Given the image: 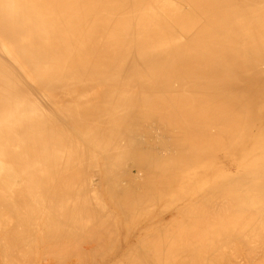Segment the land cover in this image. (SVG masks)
<instances>
[{
	"label": "bare ground",
	"instance_id": "1",
	"mask_svg": "<svg viewBox=\"0 0 264 264\" xmlns=\"http://www.w3.org/2000/svg\"><path fill=\"white\" fill-rule=\"evenodd\" d=\"M260 250L264 0H0V264Z\"/></svg>",
	"mask_w": 264,
	"mask_h": 264
},
{
	"label": "rangeland",
	"instance_id": "2",
	"mask_svg": "<svg viewBox=\"0 0 264 264\" xmlns=\"http://www.w3.org/2000/svg\"><path fill=\"white\" fill-rule=\"evenodd\" d=\"M106 130H107V129H106ZM109 131H110V130H109ZM109 131H107V133H108ZM110 132H111V131H110ZM110 132H109L108 134H106V138L110 136V135H109V134H111ZM108 135H109V136H108ZM115 140H117V139H115ZM113 141H114V140H113ZM113 141H111V143H113ZM120 141H121V140H120ZM120 141H118V142H120ZM114 142H117V141H114ZM118 142H117V143H118ZM123 142H124V141H123ZM121 143H122V141H121ZM122 144H123V143H122ZM124 144H125V142H124ZM126 162H128V161H126ZM130 162H131V161H130ZM129 166H130V164L128 163V164H127V168H129ZM82 167L84 168L85 166H82ZM90 167H91V166L89 165V169L87 168L89 171H91ZM80 168H81V167H80ZM91 168H92V167H91ZM87 169H86V167H85V170L88 172ZM92 169H93V168H92ZM101 169H102V168H100V166H99V170H100V171H99V172H100L99 174H103V170H101ZM80 170H81V169H80ZM121 170H122V171L125 170V172H123V174L125 173V175L128 173V172H127L128 169H122V168H121ZM121 170L119 169V171L117 170L116 172H115V171H114V172L117 174V173H119ZM122 171H121V172H122ZM84 173H85V174H88V173H91V174H92V172H88V173H86L85 171H84ZM99 174H97V176H96V180H97V181L100 180V179H101V176H102V175L99 176ZM123 174L121 173V175H120V173H119L120 176H125V175H123ZM88 175H89V174H88ZM103 175H104V174H103ZM117 175H118V174H117ZM115 176H116V175H113V177H115ZM116 177H117V176H116ZM116 177H115V178H116ZM119 178H120V177H119ZM124 178H125V177H121V179H122L123 181L125 180ZM116 179L118 180V178H116ZM121 179H119V180H120L121 185H122L125 181L123 182ZM119 180H118V181H119ZM120 182H119V183H120ZM98 183H99V182H98ZM101 184H102V186H105V188H106V186H107L106 184H104V183H101ZM123 185L126 186L127 183H126V184L124 183ZM104 190H105L104 188H102V189L99 190V191H100V192H99L100 196L102 197V199H104L103 202H101L102 200L100 199V196L98 197V195H97V196H96V199L92 198V200H93V201H97V200H98V201H97V202H93V201H92V202H93L92 204H94V205L98 204L99 207H100V206L103 207V204H104V205H105V210H106V207L108 206L107 209L110 208L109 211L112 210V211H110V214H111V212H112V215H110V214H109V215L112 216L113 221L115 222V219H116V216H117L116 213L119 214L120 212L117 211L118 208H116V206L114 207V204L112 205L114 208H111L110 203H108L109 201L106 199V198H109V200H110V197L106 196L107 194H106V192H105ZM104 192H105V195H104ZM104 196H106V198H105ZM98 198H99V199H98ZM99 200H100V201H99ZM107 201H108V202H107ZM149 201L152 202V200H149ZM100 202H101V204H102V203H103V204L100 205ZM104 202H105V203H104ZM149 204H150V203H149ZM149 204H148V205H149ZM94 205H93V206H94ZM96 206H97V205H96ZM96 206H95V207H96ZM98 206H97V208H98ZM149 207H150V205H149ZM149 207H147V205H146V209H147V210L149 209ZM115 208H116V209H115ZM113 209H115L116 212H115ZM150 209H152V205H151V208H150ZM150 209H149V210H150ZM149 210H148V211H149ZM107 211H108V210H107ZM113 211L115 212L114 214H115L116 216H115V215L113 216ZM119 215H120V214H119ZM119 217H120V216H119ZM114 218H115V219H114ZM138 218H140V217H137V223H139V221H140V220L138 221ZM12 219H13V218H12ZM12 219H9V220L13 221L12 223H15V222H14L15 220H12ZM117 219H119V220L121 219L122 222H123V219H124V218L121 216V218H117ZM117 219H116V220H117ZM119 220H118V222L116 221V222L114 223L115 225H113V226L116 227V223H119V222H120ZM125 220H126V219H125ZM133 220H134V219H133ZM5 221H6V223H8V222H7L8 219L5 220ZM130 221H131V222H130ZM130 221L128 222L127 226H131V224L133 223L132 220H130ZM122 222H120L121 224L119 223L120 226L117 224V226L119 227V228H118V227H117V228L121 230L120 227H122V228H123V229H122V232L124 233L125 228L123 227L124 224L122 225ZM9 223L11 224V222H9ZM126 223H127V221H126ZM134 223H135V225H134ZM134 223H133V226H135V227L133 228V226H131V227H132V231H133V229H134V231H137V230H138V227H139V224L136 225V224H137V223H136V220L134 221ZM90 225H91V224H90ZM12 226H14V229L17 228V227H15L16 224H15V225H12ZM91 226H92V225H91ZM137 226H138V227H137ZM10 227H11V226H10ZM88 227H90V226H88ZM115 227H114V228H115ZM131 227H130V228H131ZM117 228H115V230H114V231H115V234L118 233V229H117ZM136 228H137V229H136ZM11 229H12V227H11ZM116 229H117V230H116ZM127 229H129V228H127ZM127 229H126V230H127ZM12 230H13V229H12ZM126 230H125V232H126ZM122 232H120L119 234H120V235H123ZM127 232H128V231H127ZM127 232H126V233H127ZM129 232H130V231H129ZM124 234H125V233H124ZM111 235H113V234H111ZM120 235H119L118 237H116V235H115L116 240H117V241L122 240V242H123L125 236L123 235V237H122V236H120ZM109 236H110V235H109ZM107 237H108V236H107ZM107 237H106V238H107ZM113 237H114V236H113ZM119 237H120V238H119ZM118 238H119V239H118ZM108 239H109V240H108ZM108 239H107V240L110 241V242L112 241V239H113V241H115L114 238H112V236H111L110 238L108 237ZM110 239H111V240H110ZM125 239H126V238H125ZM107 240H105L106 242H104V245H105V246H106V244H107V246H108V244H110V243H108ZM113 241H112V242H113ZM86 242H87V244H88V241H87V240H86ZM89 242H90V241H89ZM120 242H121V241H120ZM105 243H106V244H105ZM113 243H115V242H113ZM112 245H113V244H112ZM41 246H42V248H49V247H50L49 245H48V247H46L47 245H46V246L41 245ZM107 246H106V247H107ZM110 246H111V245H110ZM27 248H28V247H27ZM42 248H41V250H42ZM50 248H52V247H50ZM108 248H110V247L108 246ZM104 249H105V247H104ZM106 249H107V248H106ZM260 251H261V250H260ZM262 252H263V253H262ZM16 253H17V252H16ZM16 253L14 254L15 257H16ZM21 253H22V252H19V253L17 254L18 257H17V260H15L16 262L18 261L19 264L22 262V261H20L21 258L19 257V256H21V255H19V254H21ZM23 253H24V252H23ZM259 253H260L261 255H260V254H258V255L260 256V258H262V261H263V263H264V260H263V259H264V257H263L264 251L262 250V251L259 252ZM240 255L243 256V254H240ZM237 256H239V255H237ZM22 257H23V254H22ZM12 258H13V256H12ZM18 258H20V260H19ZM43 258L46 259L47 257H43V256H42V259H43ZM260 258L257 259L258 262L260 261V260H259ZM15 261L12 262V263L10 262V264H13V263L18 264V263H16ZM257 261L255 262V264H258ZM262 261H261V262H262ZM263 263H260V264H263ZM1 264H2V263H1ZM8 264H9V263H8Z\"/></svg>",
	"mask_w": 264,
	"mask_h": 264
}]
</instances>
